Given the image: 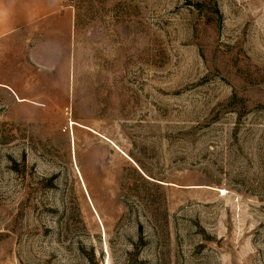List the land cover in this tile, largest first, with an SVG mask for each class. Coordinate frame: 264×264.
Segmentation results:
<instances>
[{
    "label": "rangeland",
    "instance_id": "1",
    "mask_svg": "<svg viewBox=\"0 0 264 264\" xmlns=\"http://www.w3.org/2000/svg\"><path fill=\"white\" fill-rule=\"evenodd\" d=\"M27 1L0 0V264H264V0L7 30Z\"/></svg>",
    "mask_w": 264,
    "mask_h": 264
},
{
    "label": "crops",
    "instance_id": "2",
    "mask_svg": "<svg viewBox=\"0 0 264 264\" xmlns=\"http://www.w3.org/2000/svg\"><path fill=\"white\" fill-rule=\"evenodd\" d=\"M35 1V0H34ZM53 0H49V5H46V0L45 3L42 4H38V3H34L33 5L31 4H26L28 1L25 0V3L21 4V10L18 12L17 8H12L13 13H12V19L10 20V24H6L5 27L7 30L15 27L16 25H18L19 23H26L28 21H31L33 19V17L36 16V14L38 15V12L40 13H47L49 12L51 9H53Z\"/></svg>",
    "mask_w": 264,
    "mask_h": 264
}]
</instances>
